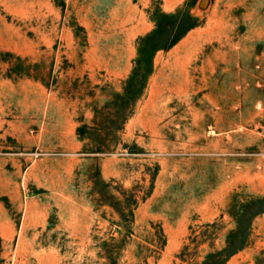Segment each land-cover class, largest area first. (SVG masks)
Masks as SVG:
<instances>
[{"label":"rangeland","instance_id":"374dc122","mask_svg":"<svg viewBox=\"0 0 264 264\" xmlns=\"http://www.w3.org/2000/svg\"><path fill=\"white\" fill-rule=\"evenodd\" d=\"M0 264H264V0H0Z\"/></svg>","mask_w":264,"mask_h":264},{"label":"bare ground","instance_id":"6f19581e","mask_svg":"<svg viewBox=\"0 0 264 264\" xmlns=\"http://www.w3.org/2000/svg\"><path fill=\"white\" fill-rule=\"evenodd\" d=\"M168 80H171V76L168 78ZM168 83V82H167ZM168 85V84H167ZM168 89L171 92H176L177 94H182L187 92L190 89V84L188 82H181V83H176L171 80V83L169 85ZM158 89V88H157ZM167 89V88H166ZM191 90V89H190ZM190 92V91H189ZM188 93V92H187Z\"/></svg>","mask_w":264,"mask_h":264}]
</instances>
